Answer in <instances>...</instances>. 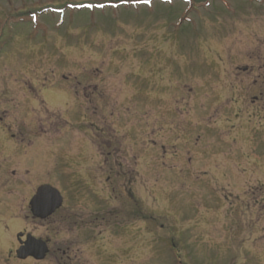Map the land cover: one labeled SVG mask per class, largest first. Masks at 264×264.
<instances>
[{"label": "rangeland", "instance_id": "obj_1", "mask_svg": "<svg viewBox=\"0 0 264 264\" xmlns=\"http://www.w3.org/2000/svg\"><path fill=\"white\" fill-rule=\"evenodd\" d=\"M34 1L0 0V112L20 133L4 164L33 188L88 182L92 146L119 148L136 241L86 245L105 264H264V125L247 124L243 72L257 0Z\"/></svg>", "mask_w": 264, "mask_h": 264}, {"label": "flooded vegetation", "instance_id": "obj_2", "mask_svg": "<svg viewBox=\"0 0 264 264\" xmlns=\"http://www.w3.org/2000/svg\"><path fill=\"white\" fill-rule=\"evenodd\" d=\"M100 1L99 5L104 7L134 8L149 2V0ZM202 1L182 0L189 6ZM88 2L86 5L99 6L92 3L93 1ZM70 3L72 0L64 2V4ZM249 3L250 5L247 6H250V12H255V16L249 30L251 37L247 42L248 63L243 69L247 74V81L243 91L249 98L247 102L251 109V114L248 112L247 117L248 126L250 124L263 126L264 62L260 60L261 57H256V51L259 54L261 52L263 59L264 0H257L256 5L259 7ZM40 4L41 0L33 2V5ZM111 17L120 20L123 15L114 14ZM255 36L258 38L255 39ZM73 82L79 81L73 80ZM77 85H80V82ZM232 86L236 87L235 84ZM235 87H232L233 90ZM96 88V85L94 88L91 85L86 87L81 96L86 112L89 111L92 94L97 91ZM68 92L74 94L72 90ZM75 94L78 95V92L75 91ZM103 97L104 94L98 96L101 100ZM7 113L6 110L0 112V130L10 141V146H0V264H105L103 256L96 251L99 245L102 246L108 240L136 241V187L131 188L136 185V176L131 175L132 179H130L128 174H113L114 167L121 168L124 165L116 159L112 160L115 166L110 162L111 151L115 153L119 148L111 146L110 151L106 149L109 151L106 152V146H92L91 157L95 152L92 160L96 166H99L100 173L88 182L65 176L60 181H56L58 186L42 183L33 188L26 185L22 181L23 178L18 175L16 171L20 168L18 165L12 168L4 164L7 157L11 159L16 156V150L20 148V146L13 148V142L20 139V133L18 136L15 133H13L15 136L9 135L13 131L4 123ZM93 124L90 126L92 129ZM200 137L198 136L197 141ZM183 145L190 146V144ZM134 165L136 167V161ZM113 178H117L115 183ZM43 186L47 189L40 191ZM110 202H115V205L109 207ZM93 242L98 243L97 248L91 250L92 253L89 254L86 252V245Z\"/></svg>", "mask_w": 264, "mask_h": 264}, {"label": "water", "instance_id": "obj_3", "mask_svg": "<svg viewBox=\"0 0 264 264\" xmlns=\"http://www.w3.org/2000/svg\"><path fill=\"white\" fill-rule=\"evenodd\" d=\"M45 189H47V187L46 186H43L41 189H40V191H44ZM50 189V188H49ZM50 190H52V189H50ZM53 191V190H52Z\"/></svg>", "mask_w": 264, "mask_h": 264}]
</instances>
